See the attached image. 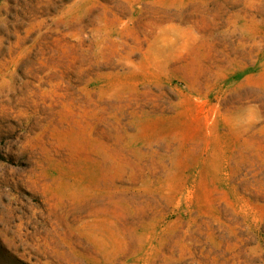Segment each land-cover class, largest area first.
<instances>
[{
  "label": "rangeland",
  "instance_id": "1",
  "mask_svg": "<svg viewBox=\"0 0 264 264\" xmlns=\"http://www.w3.org/2000/svg\"><path fill=\"white\" fill-rule=\"evenodd\" d=\"M0 264H264V0H0Z\"/></svg>",
  "mask_w": 264,
  "mask_h": 264
}]
</instances>
